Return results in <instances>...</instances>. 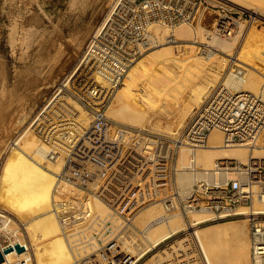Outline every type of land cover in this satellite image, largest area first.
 <instances>
[{
  "label": "built area",
  "instance_id": "built-area-1",
  "mask_svg": "<svg viewBox=\"0 0 264 264\" xmlns=\"http://www.w3.org/2000/svg\"><path fill=\"white\" fill-rule=\"evenodd\" d=\"M208 13L209 6L203 0H119L83 58V70L93 71L111 84L107 87L102 80H93L79 92V100L92 116L90 123L80 127L48 111L51 119L41 117L35 123L43 129L42 137L49 147L47 158L62 164L56 174L52 209L80 260L129 263L131 260L124 262L121 248L127 238L139 235L135 218L148 205L159 203L165 213L188 216L208 211L214 220L239 216L240 208L246 206L250 262L264 264V157L245 162L222 158L204 170L197 164V150L209 147V136L215 129L223 133L226 147L258 143L264 131V82L258 92L220 82L197 108L180 140L165 132L115 124L105 115L132 64L148 49L174 39L167 35L160 41L153 26L170 31L180 24L194 26ZM233 19L221 14L207 29L209 35H235ZM229 72L243 77L244 65L231 66ZM169 124L172 126L171 121ZM181 147L190 151V162L184 167L179 165ZM182 171L200 176L189 188L181 189L177 176ZM148 184L154 189L152 200L146 199ZM99 205L106 208L105 213L98 211ZM21 232L22 227L0 206L4 261L5 250L16 244L27 252L5 264L32 263L27 245L18 240ZM193 241L200 264H212L199 240ZM179 254L175 264H187L188 257Z\"/></svg>",
  "mask_w": 264,
  "mask_h": 264
},
{
  "label": "bare ground",
  "instance_id": "bare-ground-1",
  "mask_svg": "<svg viewBox=\"0 0 264 264\" xmlns=\"http://www.w3.org/2000/svg\"><path fill=\"white\" fill-rule=\"evenodd\" d=\"M118 1L115 2L104 22L92 34L86 51L91 39L105 24ZM224 1L226 3L231 2L232 5L237 6L241 10L250 9L258 17L264 18V0ZM232 22L237 26V33L231 36H210V33L200 23L198 28L193 29L189 25L180 24L172 31L158 25L153 26V31L160 41L165 39V36L172 35L174 36L173 42H177V44H166L172 41L162 42L156 45L154 50L132 64L121 81V85L116 87L115 97L113 102L111 101L109 110L105 113L106 117L111 120L110 115L112 113L121 112L127 120L140 124V129L169 133L180 140L184 129L195 113V109L199 108L204 98L213 90L220 76H222L221 82L229 84L234 89L260 91L264 80V32L254 30L252 27V30L248 29L247 35H244L246 34L245 23L238 19H233ZM187 34L191 36L194 42L199 39L207 40L210 44L218 47L217 50H221L226 55L218 54L207 48H197L198 46L196 47L194 44L179 42ZM242 41V46L239 49L237 43L239 42L238 44H240ZM247 44H250V47ZM233 49H236L235 52ZM84 55L73 73L64 77L56 94L47 102L33 121V126L41 117L43 119L50 118V114L65 118L68 123L76 124L80 127L87 126L90 123L91 114L81 103L64 92L67 90L66 86L77 73L83 70ZM229 56L232 58L230 59ZM239 64H243L245 68L243 77H238L227 71L231 66ZM224 73L227 74L226 77L223 76ZM50 77H52L50 78V80L52 79L51 82L55 84L54 82L58 80L57 76L51 75ZM98 79L102 80L95 72L88 71L87 76L81 79V85L87 87L93 80ZM102 81L105 86L111 87L108 81ZM171 81L173 83L169 85ZM51 82L47 83L51 84ZM83 87L74 88L78 92H82L81 88ZM5 88L3 81L0 85V100L4 99V101H0V108L2 106L3 109L10 105L7 102L10 98L3 94L6 91ZM178 93L182 95V98L177 99ZM17 101L19 102V100ZM124 101H127L129 106L136 105L138 110L123 109ZM56 104V109L51 111L50 114H46ZM35 105L36 99L34 97L32 101H28L21 109L19 108L17 111L18 115H16L15 111V117L11 114L5 116L3 115L5 110L4 112L1 110L0 206L10 214L20 218V221L21 218L23 219L25 224V227H23L26 229L29 240H25V237L22 236L25 232L19 235L18 240L26 244L31 252L33 258L31 264H82L81 260L74 255L70 239L63 233L58 216L52 209L56 174L60 171L62 164L60 161H50L47 158L49 147L43 140L41 124L37 127H32L30 132H25L26 136L21 141V144L19 142L20 145H15L17 147H13V149L11 147L8 150L10 151V153L8 152L9 154L5 151L4 155L1 156L5 137L9 134L12 126L14 123L17 126L26 124L31 118ZM164 118H167L168 122L171 121L172 126L169 124V126L161 128ZM145 120H149L151 125L143 124ZM132 127L138 128L139 125ZM17 138L11 140L9 145L13 142L10 145L13 146ZM263 141L259 139L258 143L251 147H226L223 133L215 129L210 133L209 147L197 150V164L200 169L204 170L211 168L218 159L222 158H238L245 162L253 157H264ZM189 162V149L181 147L179 165L184 167ZM198 176H200V173L182 171L177 176V183L181 189H187ZM153 192V186L148 184L145 194L149 196ZM152 197L154 198V196ZM163 210L159 203H154L140 211V219L143 221L148 219V224L142 231L148 243L143 248L137 249L138 246L134 243L133 246L121 250L122 252H128L132 256L129 263L136 264L161 242L186 230L188 232L186 233L188 241L180 243L176 250L179 249V253L188 257L187 264H200L193 244L194 239L199 240L202 244L212 264H251V245L247 217L237 221H219L211 227L208 224L216 220L213 219V214L208 211L192 212L189 215V219L186 220L179 212L165 213ZM98 211L105 213L106 208L103 205H99ZM247 212L248 208L242 206L239 211L241 215L239 216H246ZM226 218L228 217L222 219ZM153 234L159 235L153 238ZM190 243L193 244V248H188L191 245ZM186 246L187 250L184 249ZM178 251L170 250L167 253L164 250L161 254L155 255V264H175L180 255L178 253V255L170 257V254H177ZM26 253L13 249L5 253V260H11ZM6 261L0 264H5Z\"/></svg>",
  "mask_w": 264,
  "mask_h": 264
},
{
  "label": "rangeland",
  "instance_id": "rangeland-1",
  "mask_svg": "<svg viewBox=\"0 0 264 264\" xmlns=\"http://www.w3.org/2000/svg\"><path fill=\"white\" fill-rule=\"evenodd\" d=\"M116 1L117 0H0V85L4 81L6 91L3 92V94H5L4 96H7L11 99H8L7 102H9L10 105L6 109H3L1 106L0 113L1 110L2 112H4L5 110L3 115L8 116L11 114L15 117V111L16 115H18L17 111L19 110V108L21 109L28 101H32L34 97L36 99L35 109L31 114V118L29 119V121L23 126H17L14 123L9 134L7 135V137H5L1 156L4 155L5 151L7 152V154H9L10 151L8 150H10L11 147L12 149L13 147H17L15 145H9V142L11 140L19 137L17 138V140L20 139L19 142L21 144V141L25 139V132H30L32 130L31 128L35 127V125L33 126V121L45 107L47 102L56 94L59 86H61V82L64 77L72 74L76 69V66L78 65L86 51V47L92 34L104 22L107 14H109ZM203 1L205 2V5L209 6V13L207 14V17L203 22H197V24H194V26L189 25V27H191L192 29L198 28V24L200 23L207 31V29H211L214 26L213 23L221 14L226 13L245 23L246 34L244 35H247L248 31L252 30V27L254 30H260L264 32V18L262 19L261 17H258V15L252 10H241L237 8V6L232 5L231 2L227 1L228 3H226V1L223 2V0ZM186 25L188 26V24ZM186 36H183L182 40H180L179 42L194 44L196 47L198 46L197 48H207L218 54L226 55V53L222 52L221 50H217L218 47L210 44L207 40L199 39L197 40V42H194L189 34H187ZM170 43L172 45L177 44V42H173V40L172 42H168L166 44ZM238 43L237 46L239 45L238 47L240 49L243 41L240 42V44ZM249 45L250 44H247L248 47H250ZM154 49L155 47L148 49L146 52H144V54L140 56V58H138V60ZM235 50L236 49H233L234 52ZM229 58L231 59L232 57L229 56ZM226 73H224L223 76L226 77ZM53 74L56 75V78L58 79L54 82L55 84L51 82L52 79L50 80V78H52L50 76H54ZM86 76V70L79 71L73 78V80L66 86L67 90H65L64 92L81 103V105L84 106V108L88 111L86 106L78 98L79 92L74 88L78 86L83 87L84 85H81V79H84ZM221 78L222 76L217 79L218 83H216V85L221 82ZM47 82H51V84ZM172 83V81L169 82V85ZM47 84H49L50 86ZM120 85L121 84H119V86ZM84 88L86 87L81 88L82 91L84 90ZM115 93L116 92H114V95L110 100L106 111L109 110L108 108L111 105V101L113 102ZM179 93L176 96L177 99L182 98V95H179ZM2 100L4 101V99H1L0 101ZM17 100H19V102ZM204 100L201 102L199 107L202 105ZM17 106L19 107L16 109ZM54 106L50 111L48 110L47 113L54 111L57 107V104ZM136 107V105H127V101L123 102V109L138 110V108ZM196 110L197 108L195 109V111ZM110 117L111 121L115 124L117 123L127 126L139 125L138 128H141L140 124H136L130 120H127L121 112L112 113ZM164 119L162 121L161 128L167 126L168 120L167 118ZM143 124L151 125V123H149V120H145ZM153 133L162 132L153 131ZM260 140H264V132L262 133ZM12 143L13 142H11V145ZM152 196H154V192L152 195L146 197L147 200H152ZM160 206L163 209L162 205ZM10 215L13 217L17 224H21L20 226L22 227L23 231L21 232V234L25 232L24 234H22V236L25 237V240H29L26 229L24 228L25 224L23 219L21 218L20 221V218H18L17 216H14L12 214ZM140 215L141 214L139 213L134 221L135 227L138 228L137 233H139V235H133L127 238L123 243L122 246L124 247L121 248V250H125L129 246H133L134 243L137 244V249L143 248L147 245L148 242L142 231L148 224V219L143 221L142 219H140ZM189 215L184 216V218L188 220L190 217ZM244 218H246V216L228 217L226 219L213 221L212 223L208 224V226L212 227L214 223L219 221H237ZM186 233L188 232H179L178 234L161 242L156 248L148 252L146 256L139 260L136 264H155V255L161 254L164 250H166L167 253L170 250L178 251L179 249L176 250L178 245L182 242L186 243L188 241ZM158 235L159 234H153L152 237L156 238L158 237ZM193 244H191L190 246L187 245L189 246L188 248L192 247ZM187 246L184 248L185 250H187ZM109 251L110 250H107V254ZM178 253L179 251L177 252V254H170V257L176 256L178 255ZM123 255L124 262H127L132 258V256L128 252L124 251ZM93 259L94 258L81 260V263L108 264L107 261L102 258L95 260Z\"/></svg>",
  "mask_w": 264,
  "mask_h": 264
},
{
  "label": "water",
  "instance_id": "water-1",
  "mask_svg": "<svg viewBox=\"0 0 264 264\" xmlns=\"http://www.w3.org/2000/svg\"><path fill=\"white\" fill-rule=\"evenodd\" d=\"M13 249H16L18 252H22V251H24L25 248L21 244H16L14 248L13 247H10V248L6 249L4 253H7L9 251H12ZM3 261H4V255L0 251V263L3 262Z\"/></svg>",
  "mask_w": 264,
  "mask_h": 264
}]
</instances>
